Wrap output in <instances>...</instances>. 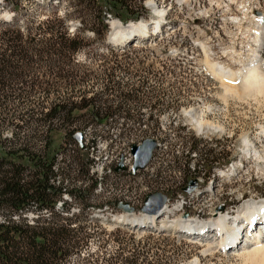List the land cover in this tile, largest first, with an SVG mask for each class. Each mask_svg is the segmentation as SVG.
Instances as JSON below:
<instances>
[{"label":"rangeland","instance_id":"obj_1","mask_svg":"<svg viewBox=\"0 0 264 264\" xmlns=\"http://www.w3.org/2000/svg\"><path fill=\"white\" fill-rule=\"evenodd\" d=\"M139 1L128 4L140 5L147 15L125 25L159 20L147 6L151 3L163 11L165 25L160 36L121 50L106 44L107 35L100 42L92 33L83 32V48L73 57L75 96L94 98L107 116L94 128L87 126L91 121L88 111L73 115L77 125L86 127L81 132L85 151L64 134L53 136L61 147L53 168L57 175L54 186L63 183L67 192L81 193L80 199L73 200L62 192L52 211L59 216V225H70V241L78 250L63 264H257V259L242 252L221 253L213 237L207 242L189 240L178 234L176 226L185 215L207 223L219 208L233 216L243 200L264 199V166L242 153L245 135L255 149L264 146L259 135L264 127V99L225 92L223 83L209 69L216 65L235 73L243 70L251 50L256 49L252 13L264 16V0ZM15 4L17 15L11 10ZM87 4L84 0H0V15H11L13 21L20 22L25 14L40 21L55 14L73 34L95 24L96 16L90 15ZM73 9L80 14H73ZM262 45L260 57L264 60V42ZM62 76L64 73L50 74L46 68L27 73V82L60 87L57 94L34 102L43 101L48 109L62 98L67 93ZM126 95L133 96L127 100ZM107 108L110 110L105 111ZM186 112L221 127L222 132L198 134ZM41 135V131H28L19 138L25 139L23 143H28L33 154H40ZM3 137L10 140V131ZM146 139L154 140L157 148L148 166L131 177L130 147ZM120 162L126 171L115 173ZM236 167L234 174L231 169ZM192 180L197 182V190L190 195L182 193ZM152 194L168 199L170 214L160 218L167 223L163 233L157 236L152 230H135L115 220L122 215L118 203L128 204L138 216L144 198ZM8 213V209L0 210V217ZM49 220L50 211L39 209L12 218L30 227H41ZM213 229L196 230L209 237L215 233Z\"/></svg>","mask_w":264,"mask_h":264},{"label":"trees","instance_id":"obj_2","mask_svg":"<svg viewBox=\"0 0 264 264\" xmlns=\"http://www.w3.org/2000/svg\"><path fill=\"white\" fill-rule=\"evenodd\" d=\"M84 1L88 3L86 7L90 15L94 13L96 16L95 24L88 31L84 26L73 34L68 33L65 20L55 14L45 21L26 14L20 22L11 21V15L9 20H0V210H9L8 214L0 217V264H63L69 256L78 253L70 241L73 234L70 225H59V216L52 212L62 192L73 200L81 196L78 191L67 192L63 183L54 186L57 175L53 168L61 147L53 136L61 133L72 141L75 134L85 130V126L77 125L73 116L81 111L89 112L91 121L87 126L94 128L101 126L107 115H102V109L94 98L75 96L71 69L75 66L73 57L83 48V32L92 33L100 42L105 40L109 32L105 13L123 25L147 15L140 5L132 7L128 4L136 0ZM72 7L76 8V5ZM11 10L14 15L19 14L17 4L12 5ZM71 12L80 14L76 9ZM5 21L11 22L2 23ZM133 37V42L135 38H146ZM124 40L128 42L131 38ZM142 48L146 49L145 44ZM106 50L113 52L109 48ZM34 68H46L50 74L54 71L56 74L64 73L60 80L65 81L67 93L52 102L48 109L43 101L34 102V99L41 97L43 100V97L57 94L60 87L36 80L27 82L26 74ZM131 97L124 96L127 100ZM5 131H10V140L3 137ZM28 131L42 132L40 154H33L28 143H23L25 139L19 138L21 133ZM32 209L50 211L51 221L43 222L41 227L12 221L13 216Z\"/></svg>","mask_w":264,"mask_h":264},{"label":"bare ground","instance_id":"obj_3","mask_svg":"<svg viewBox=\"0 0 264 264\" xmlns=\"http://www.w3.org/2000/svg\"><path fill=\"white\" fill-rule=\"evenodd\" d=\"M147 6L151 12L157 14V16L160 17L159 20L149 24L145 21H140L135 24L130 23L124 27H122L118 22H111L109 23L110 35L108 37V41L111 44L119 41L121 42L124 39L132 37L133 35L152 37L150 32L154 29H158V26L164 23L162 22L161 18L163 11L161 12L155 9L154 5L151 3H148ZM242 9L244 10L245 8L243 7ZM252 14V42L256 49L251 50L250 56L242 67L243 70H239L235 73L231 70L224 69L223 67L216 65L210 66L209 69L212 71L213 75H215V77L223 83L222 86L224 87L225 92L236 94L242 98L250 97L252 99H264V72L262 69L264 67V60L260 57V48L264 42V16L260 17L258 14L256 15V12L255 14ZM4 18L9 20L10 16L7 14L0 16V20H3ZM151 25L152 27L149 28ZM185 114L191 120L196 132L200 135L222 132L221 127L212 125V123H209L206 120L204 121L203 119H196L193 112H186ZM259 135L262 138L264 144V127L260 128ZM242 144L243 155L255 162L260 161L264 166V146L262 149H255L248 143V137L246 135L242 138ZM237 171V167L231 169V172L234 174ZM212 213V220L207 221V223L196 222L192 219H183L182 221L178 222L176 226L177 231L195 235L198 234L199 231H208V227L210 228V226H212L214 227L213 230L215 231L212 237L218 241L216 245H218L219 250H222L225 247V244H228L227 241L235 244L237 242L236 239L241 238V234L243 233V225L249 222L250 218L253 217L256 219L260 217L264 219V199H261L257 202H255V200L252 198L243 200L241 202V206L233 214V216L221 213L216 210ZM168 214H170V212L166 205L159 218L122 213V215L115 218V220L118 222L120 221V223L122 222L123 225L125 224V226H131L134 229H143L155 226L156 228L160 227L162 230H164L167 227V223H165L164 220L160 221V218L162 216L165 218V216ZM157 224H160V226ZM196 229H199V231ZM207 237L208 236H206V238ZM241 241L243 242V238ZM258 242L259 241L254 242L248 240V246L242 248L241 251H237L244 253L247 258L249 257L254 260L257 259V264H264V242H260L258 245H256Z\"/></svg>","mask_w":264,"mask_h":264},{"label":"water","instance_id":"obj_4","mask_svg":"<svg viewBox=\"0 0 264 264\" xmlns=\"http://www.w3.org/2000/svg\"><path fill=\"white\" fill-rule=\"evenodd\" d=\"M110 35V34H109ZM134 36V35H133ZM130 37V38H133ZM109 43V41H108ZM72 141L75 142L80 151H85L84 137L81 133H77L72 137ZM157 144L152 139H146L139 145H132L130 147V155L132 156L133 163L130 168V176L133 177L139 171H143L151 161L152 154L155 152ZM126 169L122 166V162L114 170L115 173L125 172ZM198 187L195 180L189 181L185 188L182 189V193L189 195L194 192ZM167 198L162 194H152L144 198L143 206L140 209V213L145 217H159L164 209ZM118 211L132 215L134 209L126 203H118L116 205ZM219 211H223L219 208ZM187 217L185 216L184 219Z\"/></svg>","mask_w":264,"mask_h":264}]
</instances>
